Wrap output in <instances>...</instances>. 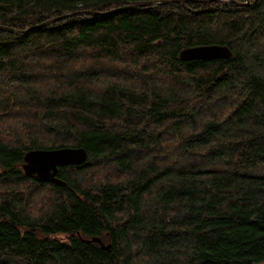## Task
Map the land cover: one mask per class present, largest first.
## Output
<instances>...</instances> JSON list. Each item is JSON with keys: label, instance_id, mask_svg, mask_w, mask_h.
<instances>
[{"label": "trees", "instance_id": "16d2710c", "mask_svg": "<svg viewBox=\"0 0 264 264\" xmlns=\"http://www.w3.org/2000/svg\"><path fill=\"white\" fill-rule=\"evenodd\" d=\"M0 25V264H264V0H0ZM208 44L231 56L180 58ZM59 147L87 153L65 185L25 175Z\"/></svg>", "mask_w": 264, "mask_h": 264}, {"label": "water", "instance_id": "95a60500", "mask_svg": "<svg viewBox=\"0 0 264 264\" xmlns=\"http://www.w3.org/2000/svg\"><path fill=\"white\" fill-rule=\"evenodd\" d=\"M186 1V0H176ZM151 4V1L143 3V6ZM93 12V11H92ZM68 13L62 15L64 17ZM57 17L55 19H59ZM1 30L19 31L10 27L0 25ZM231 51L226 45L208 44L183 48L180 51L182 60L188 59H215L229 58ZM87 153L82 147H59L54 149H31L24 155L22 165L25 175L33 177L37 182H50L55 185H65V181L57 177L58 168L65 165H78L86 160ZM93 241L100 243L102 248H108L99 238H93Z\"/></svg>", "mask_w": 264, "mask_h": 264}]
</instances>
